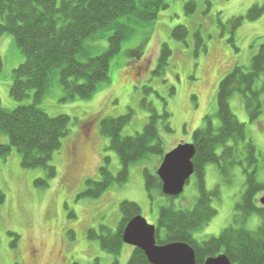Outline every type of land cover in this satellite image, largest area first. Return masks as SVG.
Here are the masks:
<instances>
[{
	"label": "rangeland",
	"instance_id": "rangeland-1",
	"mask_svg": "<svg viewBox=\"0 0 264 264\" xmlns=\"http://www.w3.org/2000/svg\"><path fill=\"white\" fill-rule=\"evenodd\" d=\"M158 19L143 23L133 18L120 22L129 25L134 33L123 42L119 54L111 59L109 80L99 85L90 99L65 100V91L57 78L53 79L39 107L49 116H69L72 119L69 135L62 140V148L56 152L51 165L57 175L48 180L47 187L36 185L47 180L42 169H27L22 156L13 149L6 157L0 155V190L6 201L0 208V264H128L133 248L124 245L121 255L115 257L104 251L99 240H90V230L101 234L102 228L117 231L124 201L136 203L150 225L156 226L160 209L193 210L200 196L198 178L194 175L180 197L171 200L154 193L151 200L145 183V170L155 172L160 158L150 155L130 167L129 179L123 184L114 182L100 197L84 195L86 181L102 180L100 169L108 166L117 177L121 171L118 154L110 148L111 140L101 131V122L107 118L131 115L125 126L124 137H134L143 132L149 123L153 106L159 115L170 114L169 119L158 122L160 137L166 152L179 144H191L193 134L208 126L211 118L214 129L221 127L217 116L218 90L221 81L237 65L250 69L253 58L264 45V17L250 22L244 20L234 31L230 21L246 17L248 11L262 0H197L194 13L186 10L190 0H165ZM179 26L188 29L186 43L173 37ZM113 30L104 31L98 39L85 42L84 54L79 59L104 54L109 48ZM203 43L198 45L196 37ZM164 45L172 50L168 66L158 71V62ZM206 49V50H205ZM0 99L4 108L13 110L20 105H32L30 98L19 103L11 96L13 72L25 62L14 37L6 34L0 41ZM263 79L257 87L263 85ZM263 113L252 122L245 102L235 95L230 104L233 114L245 124L248 138L260 154L258 180L264 181V94ZM172 133L166 130V125ZM0 143L9 144L6 135L0 134ZM223 149L217 153L221 155ZM220 189L219 198L212 206L216 217L203 230L194 233L198 242L219 237L234 225L236 206L246 191V174L243 167L232 171L231 184H225L219 167L210 164L206 168V189ZM264 197L260 194L258 201ZM74 217H70V215ZM262 221L253 215L245 225L257 231ZM19 236L17 246L13 247Z\"/></svg>",
	"mask_w": 264,
	"mask_h": 264
},
{
	"label": "trees",
	"instance_id": "trees-1",
	"mask_svg": "<svg viewBox=\"0 0 264 264\" xmlns=\"http://www.w3.org/2000/svg\"><path fill=\"white\" fill-rule=\"evenodd\" d=\"M168 6L165 0H0V41L9 34L14 37L16 46L24 56L25 62L13 72L12 98L23 103L34 92L32 105H20L13 110L3 107L0 99V134L9 139V144L0 143V155L6 157L13 149L22 156V165L27 169H42L47 180H38L37 186L47 187L49 181L57 175L51 161L62 148V140L70 133L72 119L69 116H49L39 107L53 79L57 78L65 91V100L75 98L90 99L100 84L109 80L110 62L119 54L124 41L133 35L134 30L120 21L133 18L143 23L158 19L162 9ZM197 0H190L186 10L194 13ZM264 17V0L254 5L247 16L230 21L234 31L239 29L244 20L255 22ZM113 30L109 38V48L100 56L88 58L82 62L85 42L98 39L104 31ZM189 31L184 26L173 30V37L186 43ZM198 45L203 41L196 37ZM206 50V49H205ZM172 50L164 45L158 62V71L168 66ZM3 62L0 58V71ZM264 82V45L253 58L250 69L236 66L221 81L218 90L217 116L221 127L216 130L211 118L207 117L208 126L193 134L192 144L196 149L193 160L195 176L198 178L200 196L193 210H176L163 207L159 212L156 225L158 245L185 243L196 255L197 264H205L209 258L225 255L231 264H264V207L257 197L264 194V181L257 178L260 154L255 144L248 138L245 124L240 123L231 109L232 98L239 94L243 97L245 108L252 122L263 113L262 95L264 83L257 87L258 81ZM151 110L149 123L142 133L134 137H124L122 132L130 122L131 115L102 120L100 131L110 138V148L120 159L121 171L115 177L109 167L100 169L102 180L88 179L87 192L91 198H100L114 182L123 184L129 179L130 167L154 155L160 158V165L165 151L164 143L158 130L161 119H169L170 114L162 116L155 108ZM166 130L172 133L169 123ZM221 148V155L217 150ZM214 164L219 167L225 184H231L232 171L236 166L243 167L246 174V191L236 206L237 214L234 225L225 229L219 237L205 242H198L194 233L203 230L216 217L213 200L220 196V189L213 192L206 189V168ZM145 170V183L151 200L154 193L165 196L162 182L157 175ZM189 183V182H188ZM167 197V196H165ZM174 197H167L171 200ZM6 196L0 190V208ZM122 214L117 231L102 228L101 234L90 230L89 239L99 240L101 248L109 254L119 257L124 247L123 234L128 223L142 210L136 203L124 201L120 205ZM258 215L262 221L257 231L245 228L248 220ZM74 217V215H70ZM13 247L17 246L19 236ZM19 264V263H17ZM93 264H101L97 259ZM113 264H119L115 260ZM128 264H150L146 255L139 249H133Z\"/></svg>",
	"mask_w": 264,
	"mask_h": 264
},
{
	"label": "water",
	"instance_id": "water-1",
	"mask_svg": "<svg viewBox=\"0 0 264 264\" xmlns=\"http://www.w3.org/2000/svg\"><path fill=\"white\" fill-rule=\"evenodd\" d=\"M193 144H180L168 152L157 170L162 182V192L167 197H180L195 174ZM264 207V197L260 200ZM123 244L141 250L150 264H197L194 250L185 243L158 246L156 226L138 216L131 220L123 234ZM205 264H231L225 255L209 258Z\"/></svg>",
	"mask_w": 264,
	"mask_h": 264
},
{
	"label": "bare ground",
	"instance_id": "bare-ground-1",
	"mask_svg": "<svg viewBox=\"0 0 264 264\" xmlns=\"http://www.w3.org/2000/svg\"><path fill=\"white\" fill-rule=\"evenodd\" d=\"M158 244V243H157ZM158 246H164V245H158ZM195 252V251H194Z\"/></svg>",
	"mask_w": 264,
	"mask_h": 264
}]
</instances>
